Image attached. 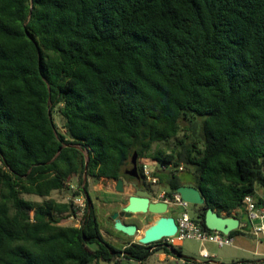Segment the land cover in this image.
Masks as SVG:
<instances>
[{
	"label": "trees",
	"instance_id": "16d2710c",
	"mask_svg": "<svg viewBox=\"0 0 264 264\" xmlns=\"http://www.w3.org/2000/svg\"><path fill=\"white\" fill-rule=\"evenodd\" d=\"M135 152L166 196L200 191L207 230L205 209L264 205V0H0V264H146L162 240L118 248L94 205L63 225L73 204L51 198L74 179L135 181Z\"/></svg>",
	"mask_w": 264,
	"mask_h": 264
},
{
	"label": "rangeland",
	"instance_id": "374dc122",
	"mask_svg": "<svg viewBox=\"0 0 264 264\" xmlns=\"http://www.w3.org/2000/svg\"><path fill=\"white\" fill-rule=\"evenodd\" d=\"M54 120L59 128L63 126L62 118L54 113ZM182 135H180L181 137ZM176 144V140L173 139L166 144H155L151 150V152H155L158 149H161L165 152H170ZM143 164H147L148 168L151 170L152 175L156 172L158 164L151 160L150 158L143 159ZM132 165L128 167L131 169ZM167 170V169H166ZM165 170V171H166ZM180 177H183L187 180H190L191 174L189 172L179 173ZM88 192L91 196V199L95 196H99L101 199H105L104 203H96V210L98 214V218L101 222L102 233L105 239L118 248H122L125 243L129 242H138V239L142 237L144 230L153 224V222L159 218V215L156 214H134V216L127 217L124 221H127L131 224H136L139 228V232L131 237L125 235L122 232L116 231L113 227V220L111 219V215L116 211H121V209L126 206L128 203V198L135 193V189L132 187V181H125V189L122 193L116 192L115 187L116 184L112 180H106L103 178L94 179L91 177L86 178ZM69 183L73 185H80L76 179L74 181H70ZM149 191L154 195L153 199L156 200L158 195L167 190L164 184L159 182L154 184H148ZM260 190V189H259ZM258 190V191H259ZM261 191V190H260ZM71 196L70 191H54L51 194V198L59 201V202H67L69 201V197ZM25 199L33 200V201H42V198L34 195H23ZM199 206L189 204L187 211L189 215L198 220V210ZM179 209L170 207L169 211L165 214L166 216H172L175 220L178 219ZM63 225H79L80 222L78 219L66 218L63 222ZM257 224V222H256ZM247 243V249L245 250L241 244V241ZM163 245L167 242L164 240L161 242ZM162 244H156L151 247V251H155L153 255H151L146 264H233L234 262L240 261L242 259L257 261L264 258V254H254V251L259 253H264V240L262 238L256 239H243V237H236L234 241V245L232 246H224L220 247L214 243H206L201 244L196 240H183L177 241L175 240L174 247L181 250L182 255L186 257V259H179L174 254H168L164 252V250H160ZM205 249L211 257L204 258L201 256V250ZM256 249V250H255ZM106 264V263H101ZM119 264H137L134 261H129L126 259H122Z\"/></svg>",
	"mask_w": 264,
	"mask_h": 264
},
{
	"label": "water",
	"instance_id": "95a60500",
	"mask_svg": "<svg viewBox=\"0 0 264 264\" xmlns=\"http://www.w3.org/2000/svg\"><path fill=\"white\" fill-rule=\"evenodd\" d=\"M137 161L138 154L135 152L132 158V168L125 171L127 175L136 180V182L132 183L135 193L128 198V203L121 211H116L111 215V219L113 220V227L116 231L133 237L139 232L138 226L136 224L125 223L123 218L131 217L134 214L150 213L159 215L160 217L157 218L153 224L148 226L144 230L142 237L138 239V243L142 245H150L175 236L178 231V225L174 217L165 215L169 211V205L166 202L153 200V195L150 191L139 187L141 176L139 174ZM115 184L116 192L122 193L125 189L124 180L118 179L115 181ZM176 192L181 195L182 200L189 204L197 206H204L205 204V200L200 191L193 186H180L176 189ZM86 198L88 206L91 207L93 202L87 191ZM241 223L244 224L241 228L242 230L248 233L253 231V222L244 205L240 207V217H227L219 215L211 208L205 209V226L210 230L219 231L224 235H229L231 231L239 229ZM171 252L179 259H186L182 254H177V248L174 246L171 247Z\"/></svg>",
	"mask_w": 264,
	"mask_h": 264
},
{
	"label": "built area",
	"instance_id": "2783aa9c",
	"mask_svg": "<svg viewBox=\"0 0 264 264\" xmlns=\"http://www.w3.org/2000/svg\"><path fill=\"white\" fill-rule=\"evenodd\" d=\"M1 167V161H0ZM142 173L144 179L150 184H154L158 182V179L152 175L151 170L148 168L147 164H144L142 167ZM70 188L71 196L69 197L68 202H72L75 214L70 216L71 219H78L80 224L76 226H80L82 224L83 216L87 210V199L82 191L83 185H73L68 183ZM155 201L166 202L169 207H174L179 209L178 219L176 223L178 225V231L175 236L163 239L165 242L164 245H167L169 249L171 246L173 247L175 240L183 241L186 239L199 241L201 244L206 243H214L220 247L224 246H232L234 245V238L229 235H224L223 233L215 230H207L201 226L198 220L193 219L187 208L189 203L182 200L181 195L176 191L172 195V197L166 196V192L162 191L158 198ZM246 211L249 214L253 222V231L255 235H263L264 236V206H259L256 199L253 196H247L245 198L244 204ZM257 222V224H256ZM162 240V241H163ZM162 244V243H160ZM166 246V247H167ZM201 256L204 258L211 257L210 254L205 250H201ZM124 259L123 256H118L114 261L111 262H103L106 264H119L121 260ZM199 264V263H195Z\"/></svg>",
	"mask_w": 264,
	"mask_h": 264
},
{
	"label": "crops",
	"instance_id": "0c3cea01",
	"mask_svg": "<svg viewBox=\"0 0 264 264\" xmlns=\"http://www.w3.org/2000/svg\"><path fill=\"white\" fill-rule=\"evenodd\" d=\"M257 194L259 195V196H263V193H262V191H258L257 192ZM264 206V205H263ZM238 217H240V216H238ZM126 223H128L127 221H125ZM243 225L244 224H242L241 223V225H240V228H239V230H241L242 232H244V233H248V232H245L244 230H242L241 228L243 227ZM239 237H243V239H256V238H262L263 240H264V236L263 235H259V236H257V235H255V233H254V231H252L251 233H249V234H241V235H238ZM238 236H236V237H238ZM236 237H234V241H235V239H236ZM241 244H242V246H243V248L245 249V250H248V251H250V249H247V247H246V245H247V243L246 242H244V240H242L241 241ZM256 250V249H255ZM264 254V253H259V252H257V251H254V254ZM262 262H263V264H264V258L263 259H260V260H257V264H262Z\"/></svg>",
	"mask_w": 264,
	"mask_h": 264
},
{
	"label": "flooded vegetation",
	"instance_id": "af4514ba",
	"mask_svg": "<svg viewBox=\"0 0 264 264\" xmlns=\"http://www.w3.org/2000/svg\"><path fill=\"white\" fill-rule=\"evenodd\" d=\"M128 170V169H127ZM126 174V173H125ZM127 175V174H126ZM127 176H129V175H127ZM141 176V175H140ZM129 177H131V176H129ZM133 178V177H132ZM104 179V178H103ZM106 180H109V179H106ZM124 180V179H123ZM113 181V180H112ZM115 182V181H114ZM124 182H125V180H124ZM133 183L134 182H136V180L135 181H132ZM148 184H150V183H148L147 181H146V179H144V177L143 176H141V180H140V182H139V187L140 188H142V189H145V190H148L149 191V189H148ZM88 192V191H87ZM89 193V192H88ZM84 194H85V196H86V191L84 192ZM90 195V194H89ZM153 195V194H152ZM91 197V196H90ZM153 197H154V195H153ZM87 199V198H86ZM153 199V198H152ZM154 200V199H153ZM104 201H105V199H101L99 196H95L94 198H92V202H93V205L96 207V203H104ZM88 203V202H87ZM170 208V207H169ZM122 210V209H121ZM132 216H134V215H132ZM126 218V217H125ZM125 218H123V221H124V219ZM125 222V221H124ZM126 223V222H125ZM128 224H130L129 222H128Z\"/></svg>",
	"mask_w": 264,
	"mask_h": 264
}]
</instances>
